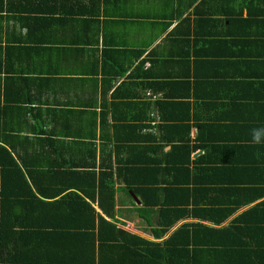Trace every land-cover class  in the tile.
I'll use <instances>...</instances> for the list:
<instances>
[{
	"label": "crops",
	"instance_id": "obj_1",
	"mask_svg": "<svg viewBox=\"0 0 264 264\" xmlns=\"http://www.w3.org/2000/svg\"><path fill=\"white\" fill-rule=\"evenodd\" d=\"M65 4L63 10L31 16L0 5V120L13 133L6 134L8 144L0 145L16 159L33 192L44 203L75 193L94 206L80 192L79 179L88 175L83 173L102 175L105 182L115 175L116 212L114 218L104 217L129 233L132 248H143L138 238L161 244L172 240L167 251L174 250L175 264H264V144L254 145L251 136L253 128L264 127V0ZM165 96L174 103L165 98L160 104ZM171 105L187 137L180 136L175 146L188 143L191 153L186 158L185 146L183 166L168 176L175 189L173 211L158 206L147 222L148 215L120 213L128 209L119 204V189L128 191L120 170L138 174L149 164L154 118L160 120L161 109ZM164 150L171 151L172 145ZM19 157L52 164L31 169L32 182ZM8 169L7 178L19 181L18 190H27L17 169ZM144 174L139 170V176ZM146 177L154 183L152 173ZM257 186L262 196L251 202ZM134 200L135 209L142 206L140 198ZM10 205H19L18 199ZM180 208L197 216L180 219ZM29 209H15L5 218L3 211L12 208L0 205V221L6 223L2 243L9 250L24 255L22 247L33 245L21 233L36 222L32 231L47 237L40 221H51L59 229L50 233L61 240L50 241L47 258L51 253L49 259L60 256L64 264H93L94 243L72 238L73 228H82L89 217ZM249 209L252 233L235 226ZM203 226L212 230L207 238L216 246L206 244ZM110 237L106 231L104 239ZM98 243L97 264L149 263L122 249L118 254L100 251ZM79 247L90 252L77 259ZM158 252L154 247V264H172L171 255L160 258Z\"/></svg>",
	"mask_w": 264,
	"mask_h": 264
},
{
	"label": "trees",
	"instance_id": "obj_2",
	"mask_svg": "<svg viewBox=\"0 0 264 264\" xmlns=\"http://www.w3.org/2000/svg\"><path fill=\"white\" fill-rule=\"evenodd\" d=\"M1 8L7 5V7H12L14 10H16L21 15H36L41 12L45 11H59L63 10L66 6L65 0H0ZM22 19L21 17H19ZM34 20V19H32ZM32 30L36 29V23L31 25ZM167 99V101H172V104L174 103L173 100H169L166 96L159 100L161 101L160 104H164V99ZM159 118L155 117L154 120L157 121ZM154 121V153L152 155L151 160L149 161V164L147 166H144V169H139L141 172L145 173H152L154 176V183L152 184L149 179V177L143 178L144 175L139 176V170L138 174H135L134 171H131L132 174H130L129 171L124 172L123 170H120V173L123 175V177L120 179L125 181L128 185V193L130 198L133 200L138 197L140 198L142 202V206L138 207L139 214L141 216L148 215L145 219L147 222H150V215H153L156 209H158V206L163 208H169L170 211H173V203L174 201V191L175 189L172 188V181H169L168 176L171 172H177L181 166H183V160L184 156L183 153L185 152V146L188 148L187 156L186 158L189 159L191 149L188 146V143H183V145H177L175 146V143H180L181 138L183 140H186L187 137L181 133V123L179 121V118L176 117L174 114V108L172 105L169 107V109L162 108L160 113V120L158 123H155ZM8 131V132H6ZM11 133V128L6 125L3 121L0 120V135L3 134L5 137L3 140H0V142H6L8 144L9 142V136H7V133ZM13 134V133H11ZM181 136V138H180ZM1 139V136H0ZM5 143V144H6ZM6 144V145H7ZM182 144V143H181ZM167 145H172V150L169 152H165L164 148ZM19 161L21 165L26 169L27 174L30 176L32 182L36 181L34 178L33 172H31V169H38V166H49L52 164L51 162H46L38 165V162L34 160L33 163H31L29 160H25L23 157H19ZM187 161V159H186ZM14 167L18 171V176L22 178V182L26 185L27 190H18L19 188L16 185V182L19 181H12L9 178L10 170L8 168ZM126 173V174H125ZM88 174L84 175L81 179H79V188L80 192H82L86 198H88L91 202H93L95 205H91L82 197H80L78 194L73 193L72 195L74 197L70 199H62L60 201H57L56 203H44L41 201L37 195L33 192L31 187L28 185L27 181L23 177V174L19 168V165L16 161V159L11 155L9 150L5 147H2L0 145V205L2 204V207L5 209L6 206L12 208V211L5 212L3 211V216L6 218L12 217L16 214L17 210H28L30 211L29 207L35 208L38 212L42 210V213H45L47 215V212L54 211V214H73L84 216V220L89 217V220L84 221L82 223V228L78 226V228L74 229V234L72 238L79 239L81 242L92 241L94 243V247L92 248V253L94 249V262L93 264H97L96 262V241L99 240L98 245L100 246V251L104 250H110L111 252L114 251V254H118L119 250L122 249L124 255H130V256H142L146 259H148V262L150 264H154V247L159 249L158 253H155L160 258H167L171 255L170 261L172 264H175L172 262V255L174 253V250L168 255V251L173 245H169V242L171 241H165L166 243H155L154 241H148L142 238H138L143 248L136 247L132 248L133 244L130 243L131 238H129V233L125 231L123 228L119 227L117 223L113 221H108L104 217L106 215L109 218H114L115 212H116V194L117 190L115 187V181L112 179H115V175L111 176V179L108 182L103 181L102 175L100 177H97L94 173H83ZM117 175V176H120ZM99 176V175H98ZM109 176V175H108ZM140 177V179H136L135 182L133 179ZM133 177V179H132ZM97 180H100L98 183ZM137 182H139L137 184ZM18 184V183H17ZM147 184V185H144ZM10 185H13L11 187ZM138 186V187H137ZM169 186V188H168ZM261 186V185H260ZM260 186L255 187V191L257 194L253 198L250 199L251 202H254L256 199L262 196V194H259L261 191ZM35 188L37 192H40L39 189H37V185H35ZM264 192V191H263ZM18 199L19 205H10L14 202H16ZM249 203L248 201L245 202V204ZM47 205V206H46ZM51 205V206H49ZM102 211V213H99L95 206ZM53 206V207H52ZM259 206L256 205L253 209L255 210ZM260 206L264 207V203ZM242 207V204L240 205ZM17 209V210H15ZM251 209L245 211L243 214L238 217L237 225L236 227H240V230L247 233H252L254 228L253 223V217L250 216ZM194 213V214H192ZM55 214V215H56ZM178 218H183L191 215H196L195 211H191L186 208H180L177 212ZM39 215V214H38ZM29 216H32L29 214ZM37 214L35 213L36 217ZM34 217H28V218H34ZM77 217V218H78ZM92 217V218H91ZM76 218V219H77ZM4 219V218H3ZM3 219L0 221V264H64L65 261L63 258L58 256L53 261L51 258L49 259V254L47 258V252L50 245V241H60L61 238L56 233H50L53 231H57L59 229L58 224L55 222H45L40 221V227H42V230L47 232L45 237L42 233L34 232L33 226L36 222L29 224V229L25 233H21V236H27L25 237V240L29 242V244L33 245L32 247H22L24 251V255L20 253L19 251H15L14 249L8 248V245L4 241L2 243L3 239V230L6 225V223L3 222ZM31 221V220H30ZM29 221V222H30ZM75 221V220H74ZM73 221V222H74ZM83 221V220H79ZM77 221V222H79ZM76 223V222H75ZM173 223L170 224V226ZM204 229H207V233L205 237V242L208 246H216L215 241H212L210 238H207V235L209 232L211 233L212 230L209 231L207 227H204ZM40 230V229H38ZM24 231V230H23ZM82 232L76 233V232ZM106 231H109L111 233V237L108 238V240L104 239V233ZM180 231V230H179ZM97 232V234H96ZM2 234V235H1ZM63 234V233H62ZM178 235V232L174 233V236ZM64 236V235H63ZM45 237V238H44ZM207 238V239H206ZM256 241V240H255ZM118 243H125L122 245H118ZM52 245H56L55 243H52ZM125 245V246H124ZM98 246V247H99ZM148 247V248H146ZM141 248V249H140ZM87 250L90 252V249H82V247L76 248L74 252V256H76L77 259H80V256H86L85 253H87ZM73 253V252H72ZM245 257V252L242 253ZM241 255V254H240ZM153 257V258H152ZM240 259V257H239ZM76 260V259H75ZM75 260H71L69 263H73ZM241 260V259H240ZM68 263V261H66ZM146 263V264H149Z\"/></svg>",
	"mask_w": 264,
	"mask_h": 264
},
{
	"label": "rangeland",
	"instance_id": "obj_3",
	"mask_svg": "<svg viewBox=\"0 0 264 264\" xmlns=\"http://www.w3.org/2000/svg\"><path fill=\"white\" fill-rule=\"evenodd\" d=\"M119 195L121 198V201L119 202L120 207H122V204H125L128 209L127 210H122L120 213H127L129 216H136V212L139 213V209H135V203L136 201L130 198L129 193L122 188L119 189Z\"/></svg>",
	"mask_w": 264,
	"mask_h": 264
},
{
	"label": "clouds",
	"instance_id": "obj_4",
	"mask_svg": "<svg viewBox=\"0 0 264 264\" xmlns=\"http://www.w3.org/2000/svg\"><path fill=\"white\" fill-rule=\"evenodd\" d=\"M252 143L254 145L264 144V127L253 128L251 130Z\"/></svg>",
	"mask_w": 264,
	"mask_h": 264
},
{
	"label": "water",
	"instance_id": "obj_5",
	"mask_svg": "<svg viewBox=\"0 0 264 264\" xmlns=\"http://www.w3.org/2000/svg\"><path fill=\"white\" fill-rule=\"evenodd\" d=\"M139 202V201H138Z\"/></svg>",
	"mask_w": 264,
	"mask_h": 264
}]
</instances>
